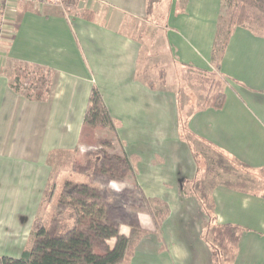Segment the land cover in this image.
<instances>
[{
  "label": "crops",
  "instance_id": "1",
  "mask_svg": "<svg viewBox=\"0 0 264 264\" xmlns=\"http://www.w3.org/2000/svg\"><path fill=\"white\" fill-rule=\"evenodd\" d=\"M143 1L136 10L128 3L81 0L75 14V9L48 8L41 9L44 14L27 11L20 17L7 58H0V240L20 242L21 250L15 257L28 247L26 233L32 234L38 206L24 198L23 184H7L5 179L12 174L11 169L25 167L44 175L51 153L74 152L79 147L94 85L120 123L117 132L123 145L128 139L138 142L135 137H126L132 135L129 128L138 135L136 128L153 126L155 111L162 113L166 131L173 132L178 144L182 141V122L180 114L176 115L183 113L177 99L179 76L183 79L187 69L214 70L213 49L226 0H159L150 10L148 0ZM84 11L90 19L83 16ZM157 50L170 54L172 69L168 68L170 62L165 68L154 61L161 57ZM17 60L54 70L49 99L29 100L10 86L12 72L7 71V62ZM220 63L218 71L228 79L225 105L190 112L185 133L239 162L245 170L262 173L264 34L236 27ZM155 67L158 74L166 69L163 79L158 76L161 86L155 84ZM174 75L179 83L169 86ZM180 145L185 152L182 159L189 160L187 147ZM129 154L136 169L137 159L140 162L144 157L137 152ZM185 168L191 169L190 160ZM193 170L192 178H199L197 162ZM262 186L261 191L248 190L239 183L211 187L213 222L231 226L237 237L231 264H264V182Z\"/></svg>",
  "mask_w": 264,
  "mask_h": 264
},
{
  "label": "rangeland",
  "instance_id": "2",
  "mask_svg": "<svg viewBox=\"0 0 264 264\" xmlns=\"http://www.w3.org/2000/svg\"><path fill=\"white\" fill-rule=\"evenodd\" d=\"M80 1L68 2L67 8H70V12L75 9L73 12L75 14L81 6ZM111 1L128 3L136 10L144 2L143 0ZM227 2L228 0L225 1V5ZM157 4L153 3V5ZM27 11L42 14L45 12L30 5L19 4L14 10L7 12L5 17L3 16L5 25L15 33L20 17ZM261 22L263 24H254L252 28L264 34V15ZM220 25L219 36L215 40L217 58L230 30L225 12L221 17ZM10 44L9 41L0 42V58L6 60ZM162 46L161 43L157 49L161 50ZM158 55H161L162 64L161 61L158 62L160 60L158 58H154V61L165 68L170 62L168 68L172 69L170 54L158 51ZM213 67L214 70L209 72L187 69L183 79L182 74L179 76L181 86L178 89L177 99L183 113L176 112V115L180 114L179 123L182 122L180 144L187 147V153L190 155L188 159L191 169L188 168V171L185 165L189 160L184 161L181 156L185 152L175 140L173 132L166 131L161 123L162 113L155 111L153 126L136 128L138 135L129 128L133 136L126 137L131 139L135 137L137 143H131L129 139L126 144L121 143L129 159L133 156L129 153L134 152H137L139 157L140 154L144 157L140 162L137 159L136 169L133 166L135 183L124 176L120 164L115 159L122 153V148L117 143L115 149L80 145L79 150L88 152L93 161V166L87 169L75 170V151L59 150L50 154L47 166L44 167V175L41 173L38 175L41 171L28 167L19 171L11 169L12 174L8 180L5 179L6 183L23 184L22 187H26L24 198L35 207L38 206L37 215L42 217L51 233L58 234L72 227L76 220L70 197L62 195L65 184L87 183L99 190L103 200L101 204L104 207V218L119 226L130 239L135 238L133 232L135 228L141 227L148 231L138 242L131 264H231L234 255L233 246L237 237L233 228H224V230L219 228L215 237L211 187L216 183H239L245 185L248 190L261 191L264 172H249L239 162L213 149L201 139L188 137L185 133L187 115L197 108L209 106L207 98L219 90L224 91V87L227 86L225 84L228 83V79L220 74L215 65ZM14 69V63L9 64L8 61L7 71L13 74ZM154 69L155 84L161 86L162 82L158 77L159 68ZM162 71L165 75L166 69ZM172 77L169 86L171 83H179L176 75ZM172 88L174 90L175 86ZM79 155L77 154L76 158ZM196 162L201 173L199 178L194 179L193 167ZM19 172H27L31 175H17ZM51 189L52 196L46 198V191ZM29 215L27 213L26 216L29 218ZM153 215L156 217L153 218ZM29 227L23 224V228ZM26 235V244L29 246L32 234L27 232ZM17 242L0 240V254L19 255L21 246L20 242L19 246ZM215 254L219 262H216Z\"/></svg>",
  "mask_w": 264,
  "mask_h": 264
},
{
  "label": "trees",
  "instance_id": "3",
  "mask_svg": "<svg viewBox=\"0 0 264 264\" xmlns=\"http://www.w3.org/2000/svg\"><path fill=\"white\" fill-rule=\"evenodd\" d=\"M154 2L158 1L148 0L147 10L154 8ZM223 12L227 14L230 30L222 44L218 58L215 48L217 41H215L212 60L217 70L221 69L220 60L223 58L229 37L236 27L244 26L259 33L252 28V25L263 24L261 20L264 15V0H228L226 5L223 4L220 21ZM83 16L91 18L87 11L83 12ZM220 21L217 38L221 26ZM14 65L10 86L18 94L29 100L49 99L55 75L52 68L19 60L15 61ZM160 75L163 79L164 72L161 71ZM207 102L209 106L221 109L225 105L226 94L219 90L211 94L207 98ZM119 125L120 123L112 117L100 89L94 85L79 135V146L88 145L115 149V143H117L122 148L123 154L116 156L115 159L120 164L124 176L135 183L132 162L124 152L118 137L117 128ZM74 151L76 153L75 170L80 171L93 166L88 152H81L79 147ZM77 154H80L78 158H76ZM52 192V189L47 190L46 198L52 196ZM62 195L70 197L76 216L75 224L62 234L51 233L42 217H36L32 225L30 245L19 257L0 255V264H131L138 242L148 231L141 227L135 228L133 230L134 239L123 234L119 226L104 218V207L101 204L103 200L100 197V192L87 183L73 185L67 182ZM154 217L156 216L153 215ZM219 228L224 230V228L232 227L214 223L215 237H217ZM234 250L235 247L233 253ZM216 256L215 254L214 258L217 262Z\"/></svg>",
  "mask_w": 264,
  "mask_h": 264
},
{
  "label": "built area",
  "instance_id": "4",
  "mask_svg": "<svg viewBox=\"0 0 264 264\" xmlns=\"http://www.w3.org/2000/svg\"><path fill=\"white\" fill-rule=\"evenodd\" d=\"M69 1L70 0H0V42L9 41L11 43L13 39L14 30L5 25L4 17L7 12L14 10L17 5H30L40 10L50 7H61V10L70 12V8H67Z\"/></svg>",
  "mask_w": 264,
  "mask_h": 264
}]
</instances>
